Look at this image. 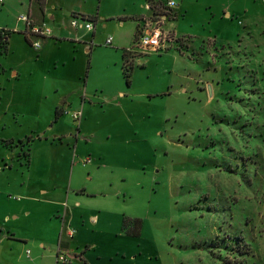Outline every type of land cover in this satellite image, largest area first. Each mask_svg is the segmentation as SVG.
<instances>
[{
	"label": "rangeland",
	"instance_id": "1",
	"mask_svg": "<svg viewBox=\"0 0 264 264\" xmlns=\"http://www.w3.org/2000/svg\"><path fill=\"white\" fill-rule=\"evenodd\" d=\"M56 1L63 12L79 7L99 19L93 32L81 30L87 37L70 80L51 57L41 63L34 47L21 52L19 40L15 53L1 55L0 39V66L25 72L9 87L0 71V228L17 213L13 239L49 252L58 221L47 220L56 208L39 201V182L56 179L62 191L73 178L100 192L94 206L110 211V264H264L262 0H184L181 29L204 40L181 37L163 52L139 50L135 24L118 19L139 12L142 0ZM21 2L0 5V26L22 25ZM232 3L256 21L249 35L236 15L222 19ZM128 49L130 78L122 70ZM57 107L65 112L55 121ZM75 112H82L80 125ZM122 218L142 221L139 237L121 231ZM41 242L46 247L37 248ZM23 255L20 243L0 240V264Z\"/></svg>",
	"mask_w": 264,
	"mask_h": 264
},
{
	"label": "crops",
	"instance_id": "2",
	"mask_svg": "<svg viewBox=\"0 0 264 264\" xmlns=\"http://www.w3.org/2000/svg\"><path fill=\"white\" fill-rule=\"evenodd\" d=\"M174 1L177 3V6L173 10V21L168 23V26L170 27L169 29L176 33L179 40L181 37L185 36L192 37V39L195 41L204 40V38L200 39L197 35L184 32L181 29L180 18L183 19L184 15L186 14L185 9H183L184 0ZM214 1L217 2L216 0ZM165 2L166 0H142L140 6L138 7L139 12H133L129 16H119L118 19L122 25L128 20L135 24V38L138 27L143 24V19H146L153 14V11L148 8L149 5L151 4L158 6L164 4ZM262 2L264 5V0H262ZM207 4L206 6L212 10L215 3L209 2ZM0 5L5 6V0H0ZM21 5L24 7L23 14L29 15L33 26L40 27L45 25L51 30L52 36L42 39L41 49L37 51L39 53L38 57L40 62L42 63L44 60H47L49 57H51L53 59V65L58 63L62 64V69L65 72L66 79L75 77L76 74L73 64L76 62V57H74V53L80 52L82 44L84 41H86L88 32L86 31L87 33H84L81 32V30L72 28L71 21L70 24L68 21H66L67 17L68 19H70L72 16L73 18L79 19H81L83 16L91 17L96 20L97 24L99 15L96 16L92 13L82 12L79 7H71L68 12H63L64 5L60 1L56 0H22ZM233 5L234 3L230 4V8L229 10L227 9V11L222 10V19H230L229 21H232L231 17L236 15L237 17L241 18V20H239V25H242L246 29V32L243 34L249 35L253 30L252 28L254 27L256 21L254 19L252 21L249 19V14L245 10V8L248 7L240 6L239 8L234 9ZM16 21L20 22L19 17ZM17 24H4V26H0V31L4 30L10 32V36L7 40V54L1 53V55H8L11 51L14 52L15 50L13 46L18 40L22 45L21 52L29 49V47L32 46L31 42L35 39L33 37H28L27 25L24 22L21 23V26H18ZM239 33H241L240 30ZM94 36L95 35H93V38ZM212 38L219 42L217 37ZM115 39L116 38L112 37V41H115ZM226 41L227 44H232V42L228 40ZM226 43L223 42L221 44L226 45ZM244 47L245 46H242V48ZM65 50H68L70 54L61 55V52ZM130 50L131 49H128V51ZM0 67V71L5 76L4 86L7 85L9 87H16L21 75L25 73L22 69V65L17 66L16 64L9 63L4 67H2V65ZM57 69L60 68H55L54 71H58ZM3 108L4 104L0 100V111ZM9 108H11V106H6L4 110H9ZM58 108L64 111V108L57 107L56 109ZM78 125H80V122H78ZM39 139H44L46 141L48 140V138H45L43 134L42 138ZM59 139L62 140V136H59ZM11 140L21 139L11 138ZM55 141L56 140H53V142ZM76 141H79L78 135H76ZM30 143L31 142H29V146ZM16 154L18 155L17 152H15V156ZM87 162H91V160L89 158L83 160L84 165H87ZM3 164L5 167L8 165L7 162H4ZM28 164H30L28 168H32L33 160L31 159ZM4 166L3 168H5ZM39 183L42 184L41 199L39 201L53 205L56 208L55 211L50 213L47 220L48 222H53L55 217L58 221L56 224H53L55 229H57V241L47 242L49 245V252L41 251L39 249L30 250L29 240L27 238H18L21 241L13 239L17 237V234H14L15 232L10 226V223L13 219H19L20 215L17 213L6 215L4 220H2L3 224H1L4 225V228H0V240H8L10 242L20 243L23 246L24 252L26 254V256L23 255L21 258L16 259L15 262H12V264H110V235L107 231H104L106 228L110 227V211L96 208L94 206L96 205L95 202L101 198L99 197L100 192H97L92 188L89 189L87 186L81 184L73 185V178L71 179L68 187H62V191H60L56 179H53V181H48V179H46L45 181L43 180ZM32 184L33 183L31 182L29 186ZM25 193L28 194L29 192ZM28 198L33 200L34 196H30ZM22 215L24 218H29L32 213L29 210H25ZM123 220L124 218L121 220L122 232ZM70 232H74L72 237L69 236ZM95 234L100 236L102 241L95 240ZM92 235L93 237H91ZM45 243L46 242H41L37 248L46 247ZM34 244H36V242H34ZM59 252L66 254L69 259L68 263H60L57 261Z\"/></svg>",
	"mask_w": 264,
	"mask_h": 264
},
{
	"label": "built area",
	"instance_id": "3",
	"mask_svg": "<svg viewBox=\"0 0 264 264\" xmlns=\"http://www.w3.org/2000/svg\"><path fill=\"white\" fill-rule=\"evenodd\" d=\"M177 6L174 0H166L161 5H149V9L153 11V14L146 19H143V24L138 27L135 35L134 44L135 46L144 52H163L172 47L173 43L178 42V37L174 31L167 30L166 22L174 17L173 10ZM19 21L24 22L27 25L28 37H33L35 42H31L32 47L39 50L41 48V41L46 37L52 36L51 30L45 25L36 27L32 25V21L28 14L19 16ZM96 23L86 19L73 18L71 27L77 30H84L87 32H93L95 30ZM112 38H108L106 45H112ZM74 122H80L81 113L75 112L72 114ZM74 232H70L69 236L72 237ZM57 261L60 263H68V257L60 253L57 256Z\"/></svg>",
	"mask_w": 264,
	"mask_h": 264
},
{
	"label": "trees",
	"instance_id": "4",
	"mask_svg": "<svg viewBox=\"0 0 264 264\" xmlns=\"http://www.w3.org/2000/svg\"><path fill=\"white\" fill-rule=\"evenodd\" d=\"M82 18L83 19L87 18V20H90V21L96 23V20H94V18L84 17V16ZM9 36H10L9 31H4V30L0 31V39L5 42L2 44V45H5V47L1 48L3 54H7V43H8L7 40H8ZM90 53H91V51H90ZM129 54H130L129 51L124 52V54H123V65H122L123 73L125 74V76L127 78H130L132 70H133V64L129 63L126 59ZM89 56H90V54H89ZM128 83H130L129 80H128ZM63 115H64V111H62V109H59V108L56 109L55 121H58ZM30 140H31V138L28 139V142H30ZM29 156H30V148L28 149V154L26 157L29 158ZM141 230H142V221L140 219L124 218V220H123V231L126 232L128 234V236L139 237L141 234Z\"/></svg>",
	"mask_w": 264,
	"mask_h": 264
},
{
	"label": "flooded vegetation",
	"instance_id": "5",
	"mask_svg": "<svg viewBox=\"0 0 264 264\" xmlns=\"http://www.w3.org/2000/svg\"><path fill=\"white\" fill-rule=\"evenodd\" d=\"M32 141V139L30 140V142Z\"/></svg>",
	"mask_w": 264,
	"mask_h": 264
}]
</instances>
